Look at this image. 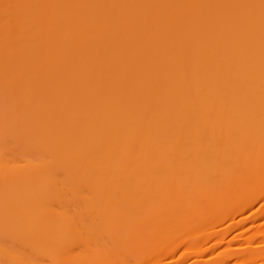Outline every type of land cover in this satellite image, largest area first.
<instances>
[{
  "label": "bare ground",
  "instance_id": "bare-ground-1",
  "mask_svg": "<svg viewBox=\"0 0 264 264\" xmlns=\"http://www.w3.org/2000/svg\"><path fill=\"white\" fill-rule=\"evenodd\" d=\"M0 264H264V0H0Z\"/></svg>",
  "mask_w": 264,
  "mask_h": 264
}]
</instances>
